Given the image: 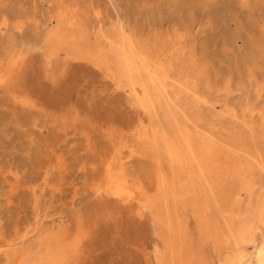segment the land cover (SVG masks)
I'll return each instance as SVG.
<instances>
[{
  "label": "rangeland",
  "instance_id": "obj_1",
  "mask_svg": "<svg viewBox=\"0 0 264 264\" xmlns=\"http://www.w3.org/2000/svg\"><path fill=\"white\" fill-rule=\"evenodd\" d=\"M119 22L161 60L151 96L166 85L181 108L190 102L211 148L227 150L208 133L214 121L234 132L246 174L235 169L232 221L247 216L255 191L264 195V0H0V72L11 62L0 73V264H17L21 249L36 250L48 234L74 242L63 264H239L226 261V233L204 234L181 200L170 248L134 194L154 192L160 175L141 144L152 138L138 100L149 74L132 53L114 55ZM65 26L86 35L82 46H51L48 36ZM171 65L201 80L187 86ZM162 160L172 198L185 177ZM223 173L211 190H228L233 179ZM115 178L126 182V197L112 192ZM256 243L246 264L260 263Z\"/></svg>",
  "mask_w": 264,
  "mask_h": 264
},
{
  "label": "bare ground",
  "instance_id": "obj_2",
  "mask_svg": "<svg viewBox=\"0 0 264 264\" xmlns=\"http://www.w3.org/2000/svg\"><path fill=\"white\" fill-rule=\"evenodd\" d=\"M165 1H167L169 5H174L179 2V0ZM118 24V30L117 32L115 31L117 37L115 46L117 49L114 55L116 57L123 56L126 58L129 53H132L136 59L142 62L149 74L143 81L147 86V91L137 96L139 97L138 100L140 104L149 112L152 122V138L144 139L141 144L144 151H150L153 154V159L156 161V166L153 167L156 171L155 176L160 175L154 192L141 193L142 191L140 192L138 188H134V194L147 208H150L154 214L156 223L163 226L167 234L165 239L170 248L173 249L175 243L173 203H177L178 200H181L197 214L196 216L198 217L200 229L204 231V234L212 235L219 232L226 233L224 242L230 247L226 255L227 263L246 264V260L250 257V254L247 252V245L252 242H257L256 248L259 253L260 262L258 263L264 264L263 192L261 190V192L259 190L255 191L252 200H250L246 207L247 216L240 220V222H233V217L227 215L228 212L234 211L233 208H235L234 206L238 202L236 199L237 190L235 191V169L242 175L246 174L242 169L244 168V163L235 152L240 144L236 141V137H232L231 133L234 132H222V130L226 131V128L220 127L219 123L214 121L213 125H210V129L208 127L212 132L208 133H211L213 136L214 134L221 136V141L226 142L227 150H224L223 147L211 148L203 138L204 136L206 137V135H202L203 137H201V135L197 134L196 127H200L199 121L197 119V112L190 102H184L183 108H181L178 105L179 103L177 104L175 97L169 93V88L166 85H163L164 91L155 85L154 90L156 89V92H154V96H151L148 85L150 84L152 86L158 80L159 69H157V66L161 60H159L158 54L150 50V47L146 43L140 39L125 36L122 27L123 22H119ZM72 30L73 29L68 30L65 26L63 30L51 33L48 36L51 46H67L70 44H72L74 48L82 46L84 40L87 39L86 35L82 32H72ZM236 33L238 35L240 34L239 31H236ZM250 43L253 42L249 41V44ZM254 47H256V45ZM254 47L250 50L249 59L250 63L255 64L258 57H256L257 55L253 50L255 49ZM10 67L11 62H9L6 67H2L0 73L7 72ZM171 67V74L175 77L174 79L182 81V83L187 86L195 87L198 81L201 80L198 76L193 77L195 71L188 66H185L184 69L181 65L179 68L174 65H171ZM195 70L200 71L198 68ZM198 73L201 74V72ZM128 74L129 78L134 77V72L130 71ZM2 75H4V73H2ZM139 92L141 91L139 90ZM145 132L147 133V131ZM208 150L212 152H208ZM161 159H164L162 160L163 163H170L174 167V170L179 169L183 175L182 177H185V182H176L173 189L175 195L172 198L171 192H169L170 189L165 182L166 176L159 169ZM218 172L228 173L230 178L233 179L227 191L223 192L218 187H215L214 191L211 190L212 186L210 184V179H212L215 174L217 175ZM250 174L251 173L247 175L250 176ZM257 177H259V175ZM216 180L217 183H219L218 179ZM112 184V192L116 195L126 197L124 195L127 190V185H125L126 182L115 178ZM223 224L225 226L224 230ZM55 235L56 234H48L40 238L37 241L36 250L21 249L17 257V264H63L74 242H63L64 240L55 238Z\"/></svg>",
  "mask_w": 264,
  "mask_h": 264
}]
</instances>
